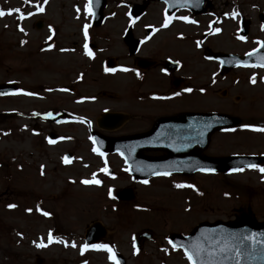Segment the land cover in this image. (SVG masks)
<instances>
[{"label":"rangeland","instance_id":"1","mask_svg":"<svg viewBox=\"0 0 264 264\" xmlns=\"http://www.w3.org/2000/svg\"><path fill=\"white\" fill-rule=\"evenodd\" d=\"M86 5L87 0H15L13 5L10 0H0V9L6 13L0 17V83L18 82L23 88L19 94L0 99V117L6 118L0 121V264H116L110 259L113 251L120 253L126 264H185L168 247L164 237L168 233L189 234L201 222L231 221L240 210H250L255 219L264 220V173L258 170L264 165L234 175L163 177L137 185L103 177L99 184H84L82 181L96 180L93 174L106 163L102 158L92 160L93 154L82 148L75 161L67 162L75 166L61 167L57 161L72 145L50 149L34 146L27 128V123H32L24 115L30 109L54 107L55 102L59 105L63 97L75 98L54 91V87L63 82L69 66H75L78 50L74 48L85 40L84 26L88 25V41L96 34L120 28L117 25L111 31L114 24L109 21L94 29L91 17L86 18ZM12 9L20 11L7 14ZM113 11L109 8V16ZM235 14L234 8L227 11L231 19L228 28L234 27ZM46 42L51 45L47 51L43 49ZM228 46L233 45L228 42ZM186 55L190 67L202 74L195 64L196 56L189 50ZM220 80L207 85L205 95L187 105L196 113H226L244 124L229 132L213 133L209 155L264 152V131L253 130L264 129V100L252 93L258 88L244 84L240 89L231 75ZM79 89L82 93L91 91L88 85ZM41 116L34 123L43 126ZM257 117L260 119L255 120ZM66 128H61L62 133L86 137L84 128ZM43 150L48 152L46 157H52V164H34L33 159L43 156ZM64 161L61 164H66ZM42 167L47 171L39 173ZM176 184L193 187L176 188ZM127 187L137 196L130 204L115 198L116 190ZM94 222L106 232L97 245H107L111 252L84 248L87 228ZM144 230L152 231L156 240L137 252L133 235Z\"/></svg>","mask_w":264,"mask_h":264},{"label":"flooded vegetation","instance_id":"2","mask_svg":"<svg viewBox=\"0 0 264 264\" xmlns=\"http://www.w3.org/2000/svg\"><path fill=\"white\" fill-rule=\"evenodd\" d=\"M105 2L108 10L113 8L114 11L112 16H105L104 26L112 21L114 25L111 31L114 26L118 25L120 28L115 27L116 32L91 37L87 45L92 56L86 55L85 43L76 44L74 50H78V57L75 66H69L70 70L63 82L54 87L63 95H76L75 98L63 97L59 105L55 102L54 107L30 109L24 115L32 123H27V128L34 137V146L50 149L72 145L70 151L62 152L58 164L65 157L71 162L75 161L78 149L84 148L93 154L92 160L95 158L94 154H97L99 157L106 156L108 162L113 163L105 166L100 164L101 169L97 168L93 174L96 179L104 177L109 178L107 180L121 179L125 182L128 180L131 184H144L127 173L125 160L121 155L98 153L92 138L144 136L162 121V126L159 128L158 125L155 132L157 140L146 143L147 148L157 146L158 149L142 152L146 157L162 159L167 157L166 148L178 146L186 150L187 144L191 142L186 131L182 135L173 134V124L177 117L196 115L187 105L188 101L193 102V99L203 97L207 85L220 83L221 78L225 80L231 75L235 86L242 89L246 84L249 88H258L257 92L252 93H255V98L262 96L264 100V65H240L229 71L216 57L218 54H234L244 63L245 56L264 55V0H187L193 10L181 9L172 17L165 16V4L160 0ZM139 5L145 6L144 12L141 15L132 14L131 10ZM231 8L235 9L236 14L232 22L234 27L228 28V21L231 19L227 17V11ZM121 9L124 11L121 12ZM181 17H187L188 20ZM166 18L169 22L164 26ZM89 21L91 22V18ZM228 42L233 46L229 47ZM187 50L196 56L195 64L202 74L190 67ZM84 85H88L91 91L82 93L79 87ZM189 88L192 89L191 92L185 91ZM244 98L247 99L246 96ZM109 113L113 115L112 118L100 121L102 115ZM246 115L253 117L251 114ZM37 116L42 117L43 126L38 122L34 123ZM259 119L257 117L255 120ZM187 125L194 126V123L184 121L182 131ZM62 127H65V131L66 127L84 128L86 137L77 138L70 133H62ZM211 138L212 135L209 145L204 149L199 148L200 157H212L208 153ZM49 140L55 142L49 143ZM41 152L43 156L33 159L34 164H52V157H46L48 152ZM248 155L256 157L257 162L264 159V152ZM185 156L184 153L181 158L184 159ZM188 158L190 160L189 155ZM191 163L196 164L195 161ZM260 164H264V160ZM73 166L75 165L70 167ZM155 179L159 177L150 181ZM135 197L137 199L136 194ZM169 236V233L164 236L168 247L175 251L173 255L177 260L185 262L188 258L184 250L173 247L169 243ZM154 239L156 240L155 234ZM146 243L148 242L143 244L141 251L145 250Z\"/></svg>","mask_w":264,"mask_h":264},{"label":"water","instance_id":"3","mask_svg":"<svg viewBox=\"0 0 264 264\" xmlns=\"http://www.w3.org/2000/svg\"><path fill=\"white\" fill-rule=\"evenodd\" d=\"M95 10L96 8L93 7ZM172 10L171 7H169ZM15 88L11 85L0 86V95L7 94L10 92H14ZM211 130L214 131L217 128H222L225 126H229L232 124H237L239 122L238 119L230 118L227 116H218L211 118ZM206 119L201 117H196V123L198 125L199 122L202 123L203 126ZM199 129V127L197 126ZM208 129L207 127H201L198 132L196 131L194 137H198L202 135L204 137L207 136V132L204 133V130ZM127 140L135 141L137 138H125ZM125 139H122L125 141ZM138 138L137 140H139ZM116 140L108 141V151H120L122 153L129 164H131V169L133 173H137V177L139 179H148L150 177L160 176L162 174L156 173H185V174H194L196 172H204V173H215V172H235L234 169H241L245 167H249L252 164V157H230L227 159H211L208 161V164H172V160L168 159H149L147 163H145V159H142V167L140 161L135 160V158H131L132 156H136V152L129 150L121 151L120 149H116L115 147ZM199 143V141L195 142ZM140 154V153H139ZM138 154V158H139ZM175 155V151L169 153L168 158H171ZM257 165V164H254ZM212 169L213 171H201L200 169ZM117 197L121 200H129L133 198L131 189H123L117 192ZM104 229L100 224H94L87 232V245L91 244L94 241H97L104 235ZM235 235V237L241 236H253L257 243L253 245L251 240H246L244 243L248 245L250 248L255 247L257 249L264 247V222L255 221L251 215V213H242L236 221L233 222H215V223H202L194 230V232L189 237H182L179 235H173L172 239L175 243L180 245H185L186 247H191L193 244H200L204 248L209 251H215L217 255L215 257L204 256L206 264H264V259L260 258H247L244 256L239 257L237 260L234 258L233 254H229L228 258L225 259L224 256L220 255L219 249L224 247L225 244L229 247H236L239 245L238 239H232L231 237ZM144 236L141 234L139 239L142 240ZM139 240V241H140ZM242 247V245H241ZM124 264V263H123Z\"/></svg>","mask_w":264,"mask_h":264},{"label":"snow or ice","instance_id":"4","mask_svg":"<svg viewBox=\"0 0 264 264\" xmlns=\"http://www.w3.org/2000/svg\"><path fill=\"white\" fill-rule=\"evenodd\" d=\"M25 2H27V0H25ZM46 2V0H45ZM91 4H92V0H89V3L88 5H86L85 7V10L91 14ZM41 11L43 9H40ZM20 10L19 9H12V10H9V12L7 14L11 15L12 12H19ZM6 13L0 9V17L4 16ZM182 19L184 20H188L187 17H181ZM168 18L165 19V23H164V26H167L168 24ZM87 28H88V25H85L84 26V37H85V41H87V37H88V34H87ZM21 31H23V29H21ZM216 31H219V29H216ZM264 46V45H262ZM84 48H85V53L86 55H89L91 56L92 53L88 50V45L87 43H85L84 45ZM262 60H264V57H261ZM126 70V69H125ZM106 71H114L113 69H106ZM185 91H188V92H191L192 89H185ZM26 95H31V93H24ZM48 116H51V113H48L47 114ZM207 127V125H206ZM255 131H264V129H253ZM202 135V133H200ZM55 141H52V140H49V143H54ZM95 151V149H93ZM101 155H103L101 153ZM65 162L67 163L68 162V158L65 157ZM249 167H252V168H256V165H249ZM201 171H213L212 169H204V168H201L200 169ZM260 172L264 173V168H259L258 169ZM104 171H106V169H104ZM234 171H242V169H234ZM156 174H162V175H169V173L165 172V173H156ZM82 183L84 184H89V183H95V184H99L100 181L98 180H85V181H82ZM143 183H148L147 180L143 181ZM193 187L192 185H183V184H176L175 187L176 188H182V187ZM111 194V193H110ZM8 207H15V205H8ZM44 215H49L48 213H43ZM232 239H238L239 240V245H237L236 247H229L227 245V243L225 244L224 247L220 248L219 249V253L220 255L224 256L225 259L228 258L229 254H233L234 255V258H236L237 260L239 259V257L241 256H244V257H247V258H260V259H264V247L262 248H255V247H252L250 248L248 245H246L244 243V241L246 240H251L253 245H255L257 243V241H255L254 239V235L253 236H241V237H235V235H233L231 237ZM52 237L51 235H49V240L51 241ZM169 243H172L171 241H169ZM242 245V247H241ZM43 245H38V247H42ZM75 246V245H73ZM88 246L85 245L84 248H87ZM93 248H103L105 251H109L111 252V249L108 248L107 245H93L92 246ZM173 247H175V245H173ZM192 252H185V255L187 256L188 260L190 262H192V264H205V261L203 259H194V256L195 257H202L203 255H207L208 257H215L217 255V253L215 251H209L208 249L204 248L202 245L200 244H193L192 246ZM83 250V249H82ZM110 259H113L115 260V257L114 256H110Z\"/></svg>","mask_w":264,"mask_h":264}]
</instances>
